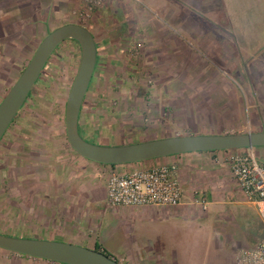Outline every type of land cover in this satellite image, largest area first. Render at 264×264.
<instances>
[{
	"label": "crops",
	"instance_id": "obj_1",
	"mask_svg": "<svg viewBox=\"0 0 264 264\" xmlns=\"http://www.w3.org/2000/svg\"><path fill=\"white\" fill-rule=\"evenodd\" d=\"M4 1L13 6V9L10 17H0V35L12 34L13 28L16 29L19 25L26 28L46 27L48 24L54 26L57 22L71 20L73 13L80 9L78 2L56 4L50 0L47 3L44 0H0V5ZM102 2L105 4L98 7L86 23H92L96 31L100 56L105 66L112 68L113 65H118V73L125 83L129 80L131 66L134 67L133 82L136 84L132 89L126 86L124 89L125 118H138L140 125L144 126L150 123V132L161 133L166 138L182 136V133L191 132L197 126L199 130L206 126L213 135L241 134L239 120L243 114L238 110V95L231 85L221 84L226 82L223 80L227 78L226 75L212 73L217 64L224 66V61H232L236 57L234 53L238 55L239 49L234 43H229L226 46L229 52H226L227 48H224L221 41L207 34L203 26L205 0H183L188 5L178 13L167 7L166 0ZM111 3L114 4L112 9ZM194 4L197 6L195 10ZM31 12L34 13L32 16L29 15ZM195 16L196 19L193 18ZM6 29H10L9 33ZM36 33L34 30L33 34ZM108 71L110 75L114 74L112 70ZM133 97L137 100L135 106L129 101ZM254 106L258 107V104L255 103L250 108ZM226 118H229L231 125H224ZM133 124L136 125L135 122ZM126 128L133 129L131 123ZM133 130L140 129L136 127ZM46 147L50 149L47 148L48 151L42 154V159L45 166L53 163V168L49 170L46 166L47 169L41 173L40 188L28 186V206L22 209L19 207L14 188L9 194L12 233L23 235L31 232L32 235L59 236L65 242H85L88 249L98 247L97 239L91 238L95 227L88 217H84L87 210L81 202L93 205L97 198L107 201L106 185L112 173L122 175L162 164L177 165L179 181L184 186L182 203L178 207L115 208L127 215L159 213L168 219L185 218L194 209H200L193 203V198L196 197L194 194L198 193V199L207 201L209 193L206 182L210 172L215 173L219 180H222V176L225 179L224 185L232 178L224 151L221 161L217 159L216 152H192L111 167L82 158L68 146L65 138H59L54 145L47 144ZM244 151L246 150H238L241 153ZM253 151L257 158L261 156L264 159V151ZM13 155H9V159ZM14 165L11 163L9 166ZM14 215L30 220L33 217L39 218L41 224L26 228L15 227ZM181 247L185 250L182 244ZM153 249L154 257L150 254L151 249L143 251L145 264H169L179 253V248L173 247L166 238L160 239ZM5 255L7 253L3 254ZM130 255L131 251L128 257L121 259L120 264H131L128 261L132 256Z\"/></svg>",
	"mask_w": 264,
	"mask_h": 264
},
{
	"label": "rangeland",
	"instance_id": "obj_2",
	"mask_svg": "<svg viewBox=\"0 0 264 264\" xmlns=\"http://www.w3.org/2000/svg\"><path fill=\"white\" fill-rule=\"evenodd\" d=\"M47 1L49 0H44L45 3ZM50 1H54L56 4L60 2L67 4L72 2L74 4L80 0ZM96 1L102 2V0ZM182 1L166 0L167 7L178 13L185 10L186 5H188ZM110 5V9L114 8L113 3ZM205 6V23L203 26L206 28L207 34L215 37L217 41H221L225 45L224 48H227L229 43H234L239 49L237 50L238 55L236 52L234 53L236 57L232 61H224V66L217 64L212 73L214 75H220V73L226 75L227 78H223L226 82H221V84L224 86L231 85L232 90H235L238 95V110L243 114L239 120L240 126L243 128L239 129L241 130L240 133H262L264 132V97L261 99L264 96V0H205ZM95 7L98 5L96 4ZM196 8L197 6L194 4L193 9ZM12 9L13 6H9L4 1L0 5V17H4V19L6 16L7 18L10 17ZM116 16L118 15L116 14ZM193 18L196 19L197 17ZM60 26H62L61 23L57 22L51 28H44L43 32L42 28L38 26L36 28L27 27L23 36L8 35L10 40L6 53L9 55V61L6 65V71L11 70L13 72V79L5 83L0 82V101L24 70L41 40ZM180 27L182 28V26ZM34 30L37 31L35 35L33 34ZM6 32L9 33V29H6ZM10 49H13L14 52H11ZM226 52H229L228 48ZM230 52L232 53V51ZM79 60V46L71 40L63 42L54 50L32 92H30L27 104L20 113L18 112L19 116L16 119L15 129L7 133L8 138L16 139L14 146L19 148L23 143L22 140L27 139L29 134L34 139L40 138L39 140L45 146L50 145L48 143L50 141L58 142L59 138H65V103ZM3 75L6 76V74ZM125 86L134 87L130 82L125 83ZM255 103L258 104V107L250 108ZM228 119H225V126L231 125ZM129 120L136 121V118L129 119L127 116L126 121ZM20 125L23 126L22 129L19 128ZM149 126L150 124L147 126L140 125V121L136 125L131 124L133 129L138 127L140 130L126 128L124 137L128 135L127 138L107 141L103 145L125 146L166 138L161 133L150 132ZM38 133L44 135L39 137ZM181 135L206 136L213 135V132L207 130L206 126H203L201 130L197 126L191 132ZM91 142L98 145L95 141ZM233 151L238 152V150ZM255 151H264V148H257ZM222 152L216 151V157L220 161ZM254 155L256 156L255 152ZM257 160L260 164H264V159L261 156ZM19 161L20 159L18 160L16 157L10 156L9 159V155L0 154V180H3L1 186L4 189L7 186V168L11 163L20 165L21 162ZM23 168L33 173L44 171L43 167L37 168L29 164ZM221 178L222 180L217 179V175L210 172L207 176L208 182H206L209 193L206 197V210L203 212L199 208L197 211L194 209L193 213H189L185 218L180 219H168L160 216L159 213H128L127 215L111 207L102 198H97L98 200L93 205L81 202L87 210L84 212V217H88L95 227V232L91 238H96L97 246L105 250L119 263L131 251L132 256L130 255L131 257L128 259L131 264H145L144 252L151 249L150 254L154 257L153 247L160 239L166 238L173 247L179 248L177 256L174 255L175 260H170L169 264H238L237 257L241 250L253 248L256 244L264 241V224L256 209L244 202L240 190L232 178L227 180V185L223 184L225 179L222 176ZM29 181L31 183L29 182L27 185L33 186L32 182L39 180L36 177H31ZM181 187L184 189L182 184ZM1 193L7 197L6 190ZM5 210L8 213V224L2 226L1 230L5 234H12L13 227H11L12 220H10L9 209ZM32 219L20 220L18 215H14L15 227L26 228L41 224L39 218L33 217ZM12 237L88 247L85 242H65L59 236L32 235L31 232L23 235L15 234ZM181 244L185 250H182ZM4 253H7V256H3ZM2 263L57 264L16 255L0 249V264Z\"/></svg>",
	"mask_w": 264,
	"mask_h": 264
},
{
	"label": "water",
	"instance_id": "obj_3",
	"mask_svg": "<svg viewBox=\"0 0 264 264\" xmlns=\"http://www.w3.org/2000/svg\"><path fill=\"white\" fill-rule=\"evenodd\" d=\"M67 40L78 44L80 60L65 103V139L68 146L82 158L97 164L123 165L192 152L264 148V132L173 136L125 146H104L85 141L78 132V117L94 69L96 47L89 30L74 23L58 27L41 40L32 58L0 102V140L32 91L51 54ZM0 249L58 264H120L94 249L2 234Z\"/></svg>",
	"mask_w": 264,
	"mask_h": 264
},
{
	"label": "flooded vegetation",
	"instance_id": "obj_4",
	"mask_svg": "<svg viewBox=\"0 0 264 264\" xmlns=\"http://www.w3.org/2000/svg\"><path fill=\"white\" fill-rule=\"evenodd\" d=\"M89 2H90L89 0H80L78 2V6L80 7V9H77V11L73 13L74 15L73 18L71 20H67V22L65 20L66 23H63L64 21H61L60 23L61 25L68 23L83 25L89 30V32L93 36L96 47V59H95V65L92 72V76L90 78L87 91L83 98L79 112L78 132L85 141L89 143H92L91 141H95L98 143V145H103V143L107 141H112V140L115 141L117 139L120 140V138L121 139L126 138L124 137L126 125L128 123L132 124L133 122L137 124L139 120L136 119V121H130V120L126 121L125 113H124L125 101H126L124 97L125 81L123 77H121V75L118 73L119 66L113 65L112 68L105 66L100 56V43L98 41V38L96 37V31L92 23H86L88 22L87 20L91 18V15L95 12V10L98 7L104 5L105 2H100L98 4V7L89 6ZM33 14H34L33 12L29 13V15L31 16ZM25 28H26L25 26H21V25L18 26L16 29L13 28V31L11 32L12 34L10 35L15 36L16 34V36L17 35L23 36L25 33L24 32ZM41 28L43 32L44 28H51V26H49L48 24V26ZM9 38L10 36L6 34L0 35V82L2 81L1 83H5L7 81L9 82L13 79V72L11 70L6 71V65L7 62L9 61V57H8L9 55L6 53V50L9 45L8 42L10 40ZM11 52H14V50L12 49ZM16 52L19 51L17 50ZM132 57L134 58L133 54ZM108 70H112L114 74L110 75L111 73H109ZM133 72H134V67L131 66V74L128 77L129 80L130 79L131 80L130 81L128 80V82L135 85L136 83L133 82L134 80ZM3 74H6V76L4 77ZM28 100L29 99L27 97V99L21 106L19 113L27 104ZM129 101L132 106H135V103H137V100L134 97L130 98ZM19 113H17V115L9 125L8 129L4 133L2 137L3 139L1 138L0 140V154L3 153L7 155L14 154L13 156L18 158V160L20 159L19 162H21L20 165L15 164L14 167L9 166L7 168L6 172L8 178H6L7 186L5 187V189L1 186L3 180H0V193L6 190V195H7V197H4L3 193L0 194V234L11 237L14 236L15 234L13 233L5 234L1 229L2 226L8 224L7 223L8 213L5 209L8 210L11 208L10 207L11 197H9V194L11 193L12 188H14L15 194L18 195L16 197L17 202L19 204V207L22 209V207L28 206L29 203L28 196L26 194L29 189L28 187L29 185H27L30 182L29 179L31 177H36L39 180L38 182H32L33 189L40 188V185L42 184L41 179H39L42 172L41 173L36 171L35 173L29 172L25 170L23 166H27L29 164L30 166H35L37 168L43 167L44 170H46L47 168L51 170V168H53V163L50 164L47 163L46 164L47 168L44 165L45 162H43L42 154L45 151H48V149L50 148L42 144L41 140H39L40 138L34 139L32 138V135L29 134L27 135L28 136L27 139L22 140L23 143H21L20 147L18 148L17 146H14L16 139L7 137V133L15 129L16 119L19 116ZM149 124L150 123H148V125ZM22 127L23 126L20 125L19 128L22 129ZM38 134L40 137L43 133H38ZM56 142L57 141H50L49 144L51 146L54 145ZM52 149L56 150V148H52ZM49 199H52V197H50ZM23 219L24 216L23 217L21 216L20 220Z\"/></svg>",
	"mask_w": 264,
	"mask_h": 264
},
{
	"label": "built area",
	"instance_id": "obj_5",
	"mask_svg": "<svg viewBox=\"0 0 264 264\" xmlns=\"http://www.w3.org/2000/svg\"><path fill=\"white\" fill-rule=\"evenodd\" d=\"M100 2L91 0L89 6ZM244 152L224 151L230 175L245 203L253 206L264 224V164H260L253 149ZM198 194V193H197ZM194 194L193 203L201 211L207 203ZM199 195V194H198ZM106 198L113 208H175L182 203L183 190L175 164H162L139 169L128 174L112 173L106 185ZM238 264H264V241L253 248L241 250Z\"/></svg>",
	"mask_w": 264,
	"mask_h": 264
},
{
	"label": "trees",
	"instance_id": "obj_6",
	"mask_svg": "<svg viewBox=\"0 0 264 264\" xmlns=\"http://www.w3.org/2000/svg\"><path fill=\"white\" fill-rule=\"evenodd\" d=\"M71 41H73V40H71ZM73 42H75V41H73ZM76 43V42H75ZM77 44V43H76ZM66 140V139H65ZM255 149H257V148H254L253 150H255ZM239 150H242V149H239ZM233 151V150H232ZM108 166H111V167H113V166H116V165H108ZM94 250H96V251H101V252H103L104 254H106L107 256H109L110 258H112L109 254H107L105 251H103V250H100V248H98V247H96ZM116 261V260H115ZM119 263V262H118Z\"/></svg>",
	"mask_w": 264,
	"mask_h": 264
}]
</instances>
